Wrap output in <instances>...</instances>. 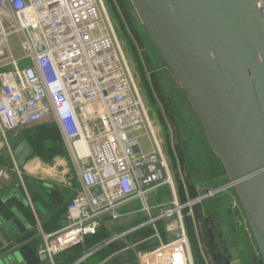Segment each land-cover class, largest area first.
Masks as SVG:
<instances>
[{
	"label": "built area",
	"instance_id": "2783aa9c",
	"mask_svg": "<svg viewBox=\"0 0 264 264\" xmlns=\"http://www.w3.org/2000/svg\"><path fill=\"white\" fill-rule=\"evenodd\" d=\"M259 3L264 6V0ZM13 35L19 37V58L10 50ZM46 118L61 129L81 189L66 205L64 225L41 231V262L52 264L56 255L95 234L101 215L119 219L118 206L137 199L154 227L159 218L174 216L175 223L166 240L155 230L159 244L139 254L140 264H195L186 218L193 220V207L215 190L179 200L103 0H0V134ZM12 167L21 174L18 164ZM165 185L172 199L151 216L148 193ZM94 186L100 193L91 191Z\"/></svg>",
	"mask_w": 264,
	"mask_h": 264
},
{
	"label": "water",
	"instance_id": "95a60500",
	"mask_svg": "<svg viewBox=\"0 0 264 264\" xmlns=\"http://www.w3.org/2000/svg\"><path fill=\"white\" fill-rule=\"evenodd\" d=\"M129 1L223 168L225 179L215 193L232 189L264 264V6L259 0ZM33 152L26 138L13 150L18 165ZM91 191L100 193V188ZM46 193L61 203L58 190ZM2 208L0 264H18L19 246L5 247L26 222L8 200ZM225 264H231L229 257Z\"/></svg>",
	"mask_w": 264,
	"mask_h": 264
},
{
	"label": "crops",
	"instance_id": "0c3cea01",
	"mask_svg": "<svg viewBox=\"0 0 264 264\" xmlns=\"http://www.w3.org/2000/svg\"><path fill=\"white\" fill-rule=\"evenodd\" d=\"M48 121L53 120L46 118L42 122L45 123ZM54 122L57 124L62 135L58 123L56 121ZM23 129L25 128L17 129L15 131H7L5 136L0 134V208L4 210L2 207L4 202L8 200L11 205L13 204V207L17 208V210L21 213L20 215L22 219L26 222V226L21 230L19 237L7 244L5 248L10 249L16 245L19 246V249L16 251V256L19 261L18 264H51L49 261L41 262L37 255L39 245L42 243L40 235L41 231L52 232L64 225L67 201L72 199L76 192L81 189V184L77 175V167L70 155L69 162L62 157H59L43 164L40 157L33 152L21 165H19L21 170V174L19 175L12 167L14 162L18 164V157L14 155L13 150L14 146L19 142V140H21L19 138ZM198 167L193 169V166H191L189 174L190 170H192L195 177L199 179V181L202 178V180H209V178H207L203 173V166L200 170H198ZM165 186L167 187V185ZM182 186L185 199L194 198L199 195L195 188L188 189L185 182H183ZM51 187L58 190L62 195V201L60 204L56 203V201L47 195L46 190ZM207 187H211V185H207ZM66 189H70L71 194L65 193L64 190ZM158 190H160V188L155 191ZM178 197L180 200L179 195ZM157 198L162 199L160 196ZM168 198L169 201L172 199L169 187H167V201ZM207 200L204 203H200L193 207L194 213L200 212L201 214L199 219L194 218L191 220L190 218L188 223V231L191 230L192 232V236L189 233L192 251L195 247L198 249V255L201 261L200 264H210L208 261H205L200 253L201 248L199 242L201 234L199 229V220L203 215V211L204 209L211 210L216 208V204L212 206L211 200L209 201L210 203H208ZM164 202L166 201L164 200ZM140 208L141 205L139 201L137 199H133L118 206V210L122 215L121 218L112 219L108 215H101V222L109 230L118 226H123V229L121 230H113V236L126 231L128 232L112 242L105 244L96 251H92L105 241L96 245L90 250L92 252L89 255L88 253L90 251L85 252L79 259L71 264H140L138 259L140 252L135 249L136 245L145 243L147 245H145L144 248L154 246L149 243L150 241H154V243L157 242V239L154 236L157 228L160 231L161 238L166 240V230H170V226L175 224L167 221V219L159 218L156 220L154 227L151 223L147 222L148 216L146 214L144 215L143 212L140 211ZM142 227H146V230L135 235L127 236L131 232H135L138 229L140 230ZM111 243H114L115 252L99 261L95 260V258L89 259L91 255ZM256 254L257 257H260L259 252H256ZM52 264H66L65 253L61 252L56 255L53 258ZM195 264L198 263L195 262Z\"/></svg>",
	"mask_w": 264,
	"mask_h": 264
},
{
	"label": "rangeland",
	"instance_id": "374dc122",
	"mask_svg": "<svg viewBox=\"0 0 264 264\" xmlns=\"http://www.w3.org/2000/svg\"><path fill=\"white\" fill-rule=\"evenodd\" d=\"M103 4L109 15L116 39L123 49L146 103L149 119L161 142L175 184L177 181L182 184L185 182L188 189L195 188L199 194L205 192L207 185H220L225 176H223V172L222 174L221 172L220 174L215 173V170L218 171L221 165L217 162L216 156L212 154L213 152L206 138H201L204 134L194 110L184 91L176 83L175 78L153 48L136 10L132 6L128 16L118 0H103ZM10 50L16 58L22 56L19 37L16 35L10 38ZM178 117L184 122L185 134L182 132V127L177 120ZM149 141L150 137L147 136L142 139V143L146 147H149ZM191 166H193V169L199 166L198 170L203 166V173L206 170L205 166H209V180H202V178L199 181L192 170L189 174ZM231 191V188H227L223 192L225 194L220 192L217 196L208 198L207 201L210 203L211 200L212 205L218 200L221 203L224 200L227 201ZM158 196L162 199H158ZM166 198V186L158 191L148 193L147 203L151 216H156L161 211L159 207L163 205L164 200L167 201ZM228 201L232 204L231 199H228ZM218 206L220 205L218 204ZM220 211L224 214V208H220ZM143 214L146 213L143 212ZM200 214V212H195L194 218L199 219ZM173 219L174 216L167 218V221ZM227 228L229 236L235 237V232L230 227ZM157 230L160 234L158 228ZM236 240L237 244L231 243V247H239L241 250L243 249V252L248 250L249 244L245 240L240 238ZM255 248L257 249L256 252L260 251L257 244Z\"/></svg>",
	"mask_w": 264,
	"mask_h": 264
},
{
	"label": "trees",
	"instance_id": "16d2710c",
	"mask_svg": "<svg viewBox=\"0 0 264 264\" xmlns=\"http://www.w3.org/2000/svg\"><path fill=\"white\" fill-rule=\"evenodd\" d=\"M127 15H130V11L132 10V5L129 0H118ZM182 127V132L185 134V125L183 120L178 117L177 119ZM26 138L30 145L34 149V153H36L43 164H46L47 162H50L51 160H54L56 158L62 157L63 159H66L69 162V154L66 149L65 143L63 141L62 135L59 131V128L57 124L54 121H48V122H42L38 123L37 125H33L31 127L25 128L20 133V138ZM215 158V157H214ZM216 159V158H215ZM217 160V159H216ZM218 162V160H217ZM205 173L204 175L209 178V172L210 168L209 166H205ZM220 172H223V168L215 170V173L220 174ZM214 173V174H215ZM179 180V179H178ZM168 187V186H167ZM176 191L177 195L180 196L181 202H185L186 199L184 198V192H183V186L180 181L176 182ZM65 193L71 194L70 189L64 190ZM71 199L67 201V204L70 202ZM190 218H186L187 225L189 223ZM156 224V222H155ZM151 227V226H150ZM123 229V226H118L112 230H109L106 228V226L102 223L99 230L93 234V235H87L84 238V241L82 243L76 244L69 249L64 250L63 252L66 255V264H71L75 262L77 259H79L85 252L90 251L93 249L96 245L108 240L111 236H113L115 230H121ZM152 229V228H151ZM114 230V231H113ZM146 230V227H142L140 230L138 229L135 232H131L127 236L135 235L139 232H143ZM124 231V230H122ZM190 235L192 236L191 230H189ZM156 238V237H155ZM157 239V238H156ZM149 244H152L154 246L144 248L145 243H140L139 245H136V250L140 253L149 251L156 247L159 242L157 240L156 243L154 241H150ZM115 252V246L114 243H111L100 250H98L96 253L90 256L89 259H94L99 261L110 254ZM193 254H194V260L196 263L200 264V258L198 255V249L193 248Z\"/></svg>",
	"mask_w": 264,
	"mask_h": 264
},
{
	"label": "flooded vegetation",
	"instance_id": "af4514ba",
	"mask_svg": "<svg viewBox=\"0 0 264 264\" xmlns=\"http://www.w3.org/2000/svg\"><path fill=\"white\" fill-rule=\"evenodd\" d=\"M201 138L204 139L205 137L202 136ZM218 163L220 164L219 161ZM223 176H225V174H223ZM217 186L211 185V187L205 188L203 194L199 195H206L208 190H216L215 188H217ZM220 192L225 194L223 193L224 190ZM220 192H214L211 196L203 197L201 203H204L210 197L217 196ZM228 199L232 200V204ZM228 199L227 201L224 200L222 203L218 200L215 203V209H204L203 215L199 220V229L201 231L199 237L200 252L203 258L210 264H225V259L227 257L230 258L231 264H261L260 258L257 257L256 254L257 250L255 249L256 242L254 236L241 210L240 203L232 191ZM217 203L220 206H218ZM220 208H224V214L221 213ZM237 217L239 218V223L237 222ZM227 227H230L235 232V237L229 236ZM238 238L245 240L249 244L247 251L243 252L239 247H231V243L237 244L236 239Z\"/></svg>",
	"mask_w": 264,
	"mask_h": 264
},
{
	"label": "bare ground",
	"instance_id": "6f19581e",
	"mask_svg": "<svg viewBox=\"0 0 264 264\" xmlns=\"http://www.w3.org/2000/svg\"><path fill=\"white\" fill-rule=\"evenodd\" d=\"M84 142L83 141H80L79 143H78V147H79V149L81 150V151H85V148H86V146L83 144ZM175 229V224H172L171 226H170V230H174Z\"/></svg>",
	"mask_w": 264,
	"mask_h": 264
}]
</instances>
